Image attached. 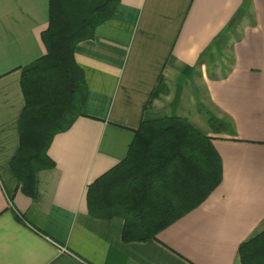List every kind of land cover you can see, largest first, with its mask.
I'll use <instances>...</instances> for the list:
<instances>
[{
  "label": "crops",
  "instance_id": "crops-1",
  "mask_svg": "<svg viewBox=\"0 0 264 264\" xmlns=\"http://www.w3.org/2000/svg\"><path fill=\"white\" fill-rule=\"evenodd\" d=\"M47 23L48 0H0V264H240L239 245L264 231V0H120L75 47L82 115L53 138L32 199L9 163L21 69L45 54ZM165 117L211 139L222 179L155 239L125 243L122 219L88 214L86 190L141 122Z\"/></svg>",
  "mask_w": 264,
  "mask_h": 264
},
{
  "label": "trees",
  "instance_id": "trees-1",
  "mask_svg": "<svg viewBox=\"0 0 264 264\" xmlns=\"http://www.w3.org/2000/svg\"><path fill=\"white\" fill-rule=\"evenodd\" d=\"M119 1L48 0V23L40 36L45 54L21 69L19 148L9 163L21 191L32 199L37 174L54 168L47 156L53 138L82 115L87 88L75 47L93 38ZM206 121L215 131L223 128L212 118ZM221 179L211 139L187 119L143 121L125 158L88 185L87 211L97 219H122L123 242H145L200 205ZM237 255L240 264H264V231L241 243Z\"/></svg>",
  "mask_w": 264,
  "mask_h": 264
},
{
  "label": "rangeland",
  "instance_id": "rangeland-1",
  "mask_svg": "<svg viewBox=\"0 0 264 264\" xmlns=\"http://www.w3.org/2000/svg\"><path fill=\"white\" fill-rule=\"evenodd\" d=\"M217 71H218L217 68L214 67L213 72H214L215 76H216V74H218Z\"/></svg>",
  "mask_w": 264,
  "mask_h": 264
}]
</instances>
